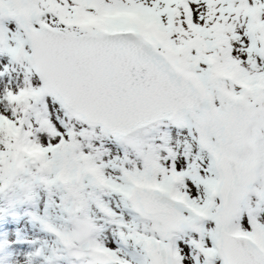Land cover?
I'll list each match as a JSON object with an SVG mask.
<instances>
[{
	"label": "snow or ice",
	"instance_id": "6c2138e0",
	"mask_svg": "<svg viewBox=\"0 0 264 264\" xmlns=\"http://www.w3.org/2000/svg\"><path fill=\"white\" fill-rule=\"evenodd\" d=\"M5 182L80 264H264V0H0Z\"/></svg>",
	"mask_w": 264,
	"mask_h": 264
},
{
	"label": "rangeland",
	"instance_id": "374dc122",
	"mask_svg": "<svg viewBox=\"0 0 264 264\" xmlns=\"http://www.w3.org/2000/svg\"><path fill=\"white\" fill-rule=\"evenodd\" d=\"M6 183H0V188L6 186ZM45 193H41L42 197H45ZM20 200H23V193H20ZM43 204V200L41 201ZM5 207V203L0 199V209ZM31 206L24 205L13 211L0 212V226L7 223V216L13 217V222L17 225L20 224L21 220L24 221L23 228H17L15 231L16 239L11 243L23 246L22 248L16 249L11 248L10 242L8 241L9 232L5 230L0 233V264H31L33 261H43L44 264L48 262L43 258L39 257V253L43 251L44 256H51L52 250H57L56 257L53 258L52 264H80L77 260V254L79 252V244H74L69 248H64L60 245L59 241L55 236L48 233L42 228L37 222H32L27 219L26 213ZM57 216L61 214L57 210L55 213ZM67 220L68 218L65 217ZM62 220H57V223H62ZM67 227L75 236H81L80 229L77 224H66ZM31 245L32 250L26 251L27 247ZM31 253V254H30ZM24 256V260L21 261L19 257Z\"/></svg>",
	"mask_w": 264,
	"mask_h": 264
},
{
	"label": "bare ground",
	"instance_id": "6f19581e",
	"mask_svg": "<svg viewBox=\"0 0 264 264\" xmlns=\"http://www.w3.org/2000/svg\"><path fill=\"white\" fill-rule=\"evenodd\" d=\"M32 250V248H31V245L30 246H28L27 247V249H26V251H31ZM31 254V253H30ZM24 257V256H23ZM30 260L29 261H31V264H44V262L42 261H33V260H31V258H29Z\"/></svg>",
	"mask_w": 264,
	"mask_h": 264
}]
</instances>
